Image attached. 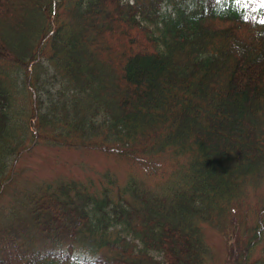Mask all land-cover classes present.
<instances>
[{"label":"trees","instance_id":"1","mask_svg":"<svg viewBox=\"0 0 264 264\" xmlns=\"http://www.w3.org/2000/svg\"><path fill=\"white\" fill-rule=\"evenodd\" d=\"M38 143L116 167L12 188L0 264H264V0H0V198Z\"/></svg>","mask_w":264,"mask_h":264},{"label":"rangeland","instance_id":"2","mask_svg":"<svg viewBox=\"0 0 264 264\" xmlns=\"http://www.w3.org/2000/svg\"><path fill=\"white\" fill-rule=\"evenodd\" d=\"M29 88L31 96L35 98L38 94L36 84L31 82ZM114 163V158L103 152L38 143L31 151H24L16 162V182L10 185L11 191L8 189L9 192H5V196L0 198V217L8 212L9 207L15 205L17 191H12L15 186L48 182L56 178L75 180L83 184L88 179L98 182L96 174L107 168L116 167ZM117 171L122 176L123 170L118 168ZM204 236L217 262L222 264L226 255V240L208 226L204 227Z\"/></svg>","mask_w":264,"mask_h":264}]
</instances>
